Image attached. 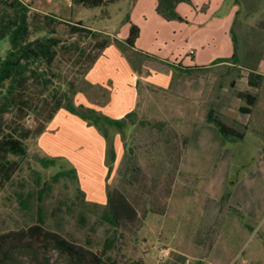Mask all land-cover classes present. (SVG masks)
Masks as SVG:
<instances>
[{
    "label": "rangeland",
    "instance_id": "1",
    "mask_svg": "<svg viewBox=\"0 0 264 264\" xmlns=\"http://www.w3.org/2000/svg\"><path fill=\"white\" fill-rule=\"evenodd\" d=\"M27 1L32 8L31 16L52 14L112 35L124 27L130 7L127 0L98 8L74 5L70 0ZM233 1L237 5L231 30L233 53L240 58L242 67L257 65L259 71H264V0ZM101 35L109 42L112 40L107 33ZM35 36L32 34L31 39ZM97 40L75 35L64 43V46L77 45L79 52L74 55L71 51H60L52 67L54 75L47 72L51 80L45 94L47 112L55 96L65 92L78 112L87 117L92 113L103 116L80 104L87 98L98 102L106 99L105 94L93 91L85 81L87 58L96 54ZM6 48L7 42H0V54H4ZM214 92L216 89L212 98L216 95ZM262 105L259 103L252 113L245 140L233 147L235 154L225 193L230 194L232 183L241 181L252 168L258 156L256 140L264 145L260 137L264 134L263 124H258L261 117L264 121ZM39 113L38 117L29 114L23 126L34 129L43 121ZM61 116L60 113L58 118ZM136 121L130 116L128 132H120L125 148L121 161L114 166L113 157L107 153L103 174L97 154L86 141L88 138L74 126L70 128L66 124L62 128L61 133L66 136L44 137L42 145L40 136L24 141L27 154L23 158L11 157L18 163V169L0 190V234L25 230L39 224L41 218L44 230L60 235L79 251L71 256L45 240L24 238L14 245L10 264H184L186 260L190 264H264V200L256 222L240 220L232 212L225 215L211 252L204 260L199 258L202 247L191 241L198 239L193 232L205 222L213 223L217 210L211 204H202L194 188H186L181 193L178 187L172 186L176 173L172 133L165 130L161 133L164 138H157L156 131H144L146 129H140ZM252 126L258 129L252 131ZM111 130L114 129L106 124L96 127L99 134H105L106 143L112 140ZM259 131H262L260 135ZM47 145L53 147L50 153L54 156L47 153ZM41 159H56V165L44 167ZM69 170L73 173L53 180L58 172ZM99 180L104 187L97 186ZM263 188L260 186L261 193ZM84 189L89 194L93 192L97 202L90 200ZM106 195L112 199L123 196L134 209L135 219L119 220L115 226L105 222L103 214L110 210ZM241 223L246 226L242 227ZM188 243L193 245L187 246Z\"/></svg>",
    "mask_w": 264,
    "mask_h": 264
},
{
    "label": "crops",
    "instance_id": "2",
    "mask_svg": "<svg viewBox=\"0 0 264 264\" xmlns=\"http://www.w3.org/2000/svg\"><path fill=\"white\" fill-rule=\"evenodd\" d=\"M127 2L130 7L125 25L116 35L86 27L107 33L112 40L85 73L86 83L93 91L105 94L106 99L89 101L83 96L87 100L80 101L82 106L91 107L103 117L122 122L123 127L108 126L114 130H111L112 140L106 143L105 134H99L96 127L86 126L79 117L60 109L40 136L41 145L44 137L56 138L62 134L66 124L70 128L74 126L88 138L85 139L97 154L103 174L107 153L113 157L114 166L123 157L125 148L119 135L127 131L130 116L136 122L153 123L154 127L143 130L156 131L157 138H164L161 133L169 130L175 140L176 173L172 186L178 187L181 193L186 188H194L202 204L215 208L227 190L235 154L233 147L245 140L252 113L259 103L264 106V71H259L257 65L242 67L238 56L236 62L229 60L233 56L231 30L237 5L233 0H189L177 5L179 20L167 21L155 11L157 0ZM132 25L139 29V36L133 47H128L125 40ZM250 72L261 77L256 80L257 86L249 84ZM215 89L216 95L212 98ZM234 92L252 94L256 98L254 105L247 107ZM211 102L225 125L244 132L242 140L223 142L217 131L205 122ZM60 113L62 116L58 118ZM260 121L258 124H263L264 129L262 117ZM255 129L258 128L252 126V131ZM260 137L264 139V134ZM256 141L258 156L249 173L241 181L232 183L227 201L238 219L254 222L260 217L264 200V188L260 191V186L264 187V145ZM52 149L47 145V153L54 156L50 153ZM100 181L97 186L104 187ZM85 192L90 200L97 202L93 192ZM199 230L193 234L198 235ZM191 241L201 246L195 238ZM184 264L189 263L186 260Z\"/></svg>",
    "mask_w": 264,
    "mask_h": 264
},
{
    "label": "trees",
    "instance_id": "3",
    "mask_svg": "<svg viewBox=\"0 0 264 264\" xmlns=\"http://www.w3.org/2000/svg\"><path fill=\"white\" fill-rule=\"evenodd\" d=\"M70 1L74 5L85 8H98L120 0ZM186 2L189 0H157L155 11L167 21L179 20L176 7L178 4ZM32 34L36 35L33 39H31ZM101 34L86 28L81 22H69L52 14L44 16L32 14L31 16L30 10L18 2L0 0V42H7L4 54H0V190L3 184L12 179L18 169V163L11 157H25L27 150L24 141L31 137L41 136L45 131L46 124L54 118L60 109L64 108L69 114L87 122L89 126L98 127L106 124L119 129L123 127L124 124L120 121L96 116L93 113L87 117V115L78 112L74 108L69 94L65 92L55 96V101L47 112L45 94L47 87L51 84V80L47 78V72L54 75L52 67L60 51H71V54L74 55L79 52L77 45L64 46V43L69 37L75 35L98 39L94 44L96 54L87 58L88 70L110 43L109 39ZM138 36L139 29L136 26H130L125 44L128 47H133ZM229 60L236 62L235 53ZM185 70L187 71L188 68ZM259 79L261 77L253 72L248 74L250 85L257 86L256 80ZM234 95L247 107H252L256 101L255 96L247 92H234ZM39 112L43 115L42 122L37 124L34 129L23 126L22 122L29 114L38 117ZM205 122L217 131L223 142L229 139L239 141L244 137V132L237 131L222 122L219 113L214 109L213 102L208 105ZM137 126L140 129L149 130L155 124L140 121ZM40 163L44 167H53L56 165V159H41ZM71 173L73 170L58 172L54 175L53 180L56 181L58 177L68 176ZM106 197L110 210L103 214L105 222L115 226L119 220L131 222L135 219L134 209L123 196L117 195L113 199L109 195ZM229 197L230 194L225 193L217 203L215 207L217 210L216 220L213 223L206 224L205 222L200 227L197 240L202 247L201 259L206 258L211 252L225 215L233 210L227 204ZM38 223L25 230L0 234V264H10V254L14 245L24 238H29L32 241L42 239L71 256L77 254L78 247L67 242L60 235L44 230L41 226V218L38 219ZM201 237L202 239H199Z\"/></svg>",
    "mask_w": 264,
    "mask_h": 264
},
{
    "label": "built area",
    "instance_id": "4",
    "mask_svg": "<svg viewBox=\"0 0 264 264\" xmlns=\"http://www.w3.org/2000/svg\"><path fill=\"white\" fill-rule=\"evenodd\" d=\"M14 1L18 2L20 5H22V6L26 7V8H28L29 10L32 9V8L30 7V4L28 3L27 0H14ZM164 255L167 256V255H168V252H165Z\"/></svg>",
    "mask_w": 264,
    "mask_h": 264
},
{
    "label": "water",
    "instance_id": "5",
    "mask_svg": "<svg viewBox=\"0 0 264 264\" xmlns=\"http://www.w3.org/2000/svg\"><path fill=\"white\" fill-rule=\"evenodd\" d=\"M190 264V263H189Z\"/></svg>",
    "mask_w": 264,
    "mask_h": 264
}]
</instances>
